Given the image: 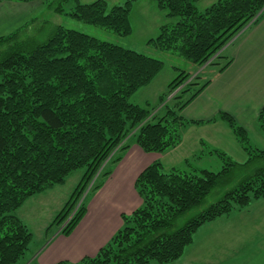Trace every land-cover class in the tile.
<instances>
[{
  "label": "trees",
  "instance_id": "16d2710c",
  "mask_svg": "<svg viewBox=\"0 0 264 264\" xmlns=\"http://www.w3.org/2000/svg\"><path fill=\"white\" fill-rule=\"evenodd\" d=\"M38 1L55 14L119 37L131 33L129 14L136 0L118 5L105 0L87 4L0 0V5ZM150 1L176 21L162 25L147 45L178 55L196 70L224 60L216 74L232 63L222 53L225 46L264 16V0H218L203 12L196 8L199 0ZM29 26L0 35V264H19L29 250L32 235L16 215L25 201L82 170L78 185L46 229L60 227L61 235L69 236L86 211L84 203L74 209L105 162L109 169L99 173L101 181L91 194L101 188L131 144L144 153L164 154L181 143L188 126L205 123L185 120L181 112L211 81L194 90L197 83L192 81L198 77L177 69L179 74L159 97L161 107L154 116V109L140 108L128 99L156 77L162 61L61 25L52 26L47 39L38 42L25 34ZM218 120L228 126L248 159L240 164L211 150L223 164L218 173L191 167L165 170L159 161L151 163L134 183L140 207L121 216V228L94 257L75 264L173 263L202 226L264 199L262 163L216 201L205 204L235 171L264 161V148L253 149L246 130L231 115L220 112L206 123ZM255 128L264 141V108Z\"/></svg>",
  "mask_w": 264,
  "mask_h": 264
},
{
  "label": "rangeland",
  "instance_id": "374dc122",
  "mask_svg": "<svg viewBox=\"0 0 264 264\" xmlns=\"http://www.w3.org/2000/svg\"><path fill=\"white\" fill-rule=\"evenodd\" d=\"M119 1L122 0H107V3L112 5ZM139 1L136 0L133 3L130 11L129 22L131 33L126 37H119L109 30L83 24L67 15L55 14L51 9L46 7L47 4L39 1L32 3H2L0 5V35H8L21 26L29 24L30 26L24 29L25 34L29 33L33 39H36L38 42H43L47 39L52 26L61 25L67 29L84 33L102 41L118 45L124 49L162 61L163 67L156 77L148 85L133 93L128 99L131 104L137 105L140 108L150 111L154 109L151 115L157 116L155 113L161 107L158 101L159 97L166 93L168 84L179 74L178 70L192 73L193 77H198L192 81L197 83L193 87L195 90L209 80L213 73H216L224 60L219 61L220 65L208 66L196 70L190 63L178 55L158 51L147 45L150 39H154L158 35L159 28L162 25L175 22L176 20L168 19L166 12L159 9L152 1H146L149 2L152 11L147 7L139 6V3H137ZM217 1L199 0L196 3V8L199 12H203ZM239 34L222 50L224 55L230 57L229 53H227L228 51L225 50L234 43ZM177 92L178 90L167 96L165 102L169 101ZM259 138L263 140L261 136ZM223 141L226 140L223 139ZM249 142L255 150L264 148V141L257 142L254 135H249ZM222 147L227 156L237 163H244L248 159V155L241 151L235 143L227 141ZM170 152L164 154L160 160L165 170H170L171 168L189 169L191 167L193 169L218 173L223 167L221 160L216 155L193 156L192 158H187V161L184 162L183 152ZM105 163L108 164V162ZM105 163L85 189L74 210L81 203H84L86 209V202L89 201L91 196V189L101 181V178H97L99 173L101 172L102 174L109 169V166L105 167ZM187 163L189 166H187ZM262 163L264 161L254 162L244 169L235 171L229 181L215 188L206 199L205 204L208 205L216 201L225 190L236 185L242 177L253 172L257 166L264 165ZM82 174V170L73 172L66 178L62 185H56L41 194L29 198L16 212V215L27 225L32 235L29 250L23 259L24 262L29 260L33 251L40 249L43 245L46 229L49 228L56 215L70 198ZM255 212L254 215H247L244 212V217L229 221L213 230L208 231V227L201 229L194 237V241L190 247L179 258L180 260L178 259L179 261L174 264H264V234L256 236L257 233L252 232V230H255V227L264 225V207H261L260 210ZM50 228L54 231L55 229H59L60 233V227L52 226ZM23 261L19 264H22Z\"/></svg>",
  "mask_w": 264,
  "mask_h": 264
},
{
  "label": "crops",
  "instance_id": "0c3cea01",
  "mask_svg": "<svg viewBox=\"0 0 264 264\" xmlns=\"http://www.w3.org/2000/svg\"><path fill=\"white\" fill-rule=\"evenodd\" d=\"M79 1L87 4L95 0ZM123 1L112 5L122 4ZM146 1L140 0L137 3L152 11L149 2ZM225 51H228L232 63L222 73H213L209 85L181 112V117L185 120L205 122L188 126L181 143L171 150L183 152L184 162L193 156L213 155L210 153L211 150L225 153L222 145L227 141L235 143L242 151L225 123L219 120L206 123L216 118L220 112L231 115L248 135H254L259 143L263 142L255 128V120L260 110L264 108V16L258 23L240 32L234 43ZM164 154L144 153L137 145L131 144L121 161L113 167L111 175L104 180L101 188L91 194L89 201L86 202L85 215L72 233L66 237L59 233V229L46 231L43 245L33 251L29 260L23 261L22 264L59 262L75 264L83 258L94 257L121 228V216L129 215L140 207L141 199L134 188L135 180L151 163L160 162ZM261 207H264V199L252 201L244 210L235 211L205 224L195 236L205 227H208L209 231L239 217L242 218L244 212L247 215H254ZM252 232L257 233L256 236L263 235L264 225L255 227Z\"/></svg>",
  "mask_w": 264,
  "mask_h": 264
}]
</instances>
